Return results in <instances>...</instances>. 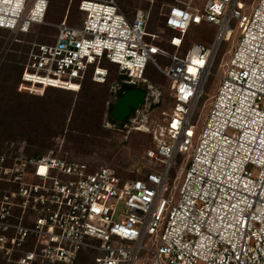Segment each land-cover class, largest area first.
Listing matches in <instances>:
<instances>
[{
    "label": "built area",
    "instance_id": "built-area-1",
    "mask_svg": "<svg viewBox=\"0 0 264 264\" xmlns=\"http://www.w3.org/2000/svg\"><path fill=\"white\" fill-rule=\"evenodd\" d=\"M168 7L167 37L148 30L146 9L130 15L117 0H79L52 24L50 41L31 42L20 90L79 92L88 74L107 81L106 63L121 76L114 100L153 85L149 64L175 88L170 114L150 131L141 176L121 180L113 167L53 151L0 154V264H264V0ZM48 8L49 0H0V27L30 32L48 24ZM233 20L238 42L206 110ZM203 22L215 27L210 42L186 45Z\"/></svg>",
    "mask_w": 264,
    "mask_h": 264
},
{
    "label": "rangeland",
    "instance_id": "rangeland-1",
    "mask_svg": "<svg viewBox=\"0 0 264 264\" xmlns=\"http://www.w3.org/2000/svg\"><path fill=\"white\" fill-rule=\"evenodd\" d=\"M53 5L50 6L49 19H47L48 24H34L31 27L30 32L20 33L13 32L7 29H0V76L4 75L1 69L3 64L9 59V55L12 53V48L15 43H20L21 45L26 44L27 40H42L50 41L51 35L54 33L55 28L52 25L57 23L63 16V12L57 11L59 7H65L66 9L70 8L72 11H76L77 3L79 0H52ZM122 8L132 13L137 8H143L151 12L150 16V28L152 31H158L162 35L167 37L168 31L163 27L164 13L168 11V3L172 0H117ZM204 0H194V6L191 7L192 10L197 9L201 11L203 8ZM232 26L237 29L236 37L233 41L225 43L223 48L213 66V73L206 85V92L208 93V99L204 100V107L208 110V103L215 96L220 84L221 79L218 76L222 75L224 67L222 64L225 61H228L232 51L227 53V49L233 48L236 46L239 37V29L237 25V20L232 21ZM202 30V29H201ZM215 32V27L209 25L207 28L203 29V32L198 30V27H193L187 36L188 45L193 42L198 41V36L204 35L206 38L213 37ZM171 51H174V48L167 46ZM21 57V51H18V59ZM157 60L162 65L169 64L167 59L157 55ZM23 62V60H21ZM22 65V63H21ZM118 74L117 72H115ZM115 73L113 74V79L109 81L106 86H108V100L105 102V112L102 121V131L96 130L94 125L81 126L79 125L78 129L73 124V120L76 117L74 114V108L78 107V102L80 101V92H72L67 90L48 88L46 90H38L36 92H29L26 90H20L19 84L17 83V78L15 74L11 83L14 87L11 91L14 92V96L21 98L22 100L28 101L29 106L26 109L22 118L30 119L33 121L37 128H43L51 119L55 124L54 130L55 134L47 139V146L41 148L37 143H31L29 136H16L15 138H8L6 135L0 134V152L8 151H20V149L25 147H31V152L42 151V154H47L53 151L55 154L65 155L70 158L78 159L84 162L89 163L94 168L100 166H109L113 167L121 180L124 178L133 177L135 175L141 174L143 171V165L145 163L144 155L148 149L153 147L151 129L156 125L157 122L161 121L168 116L171 112V102L172 98L170 93L175 88V83H173L169 78L161 73L158 69H155L153 65L149 64L146 77L149 79V83H152L154 86L159 88L162 92L161 100L157 105H153L149 111L141 113V118L136 120L137 122L132 121L131 119L125 120L120 123L113 121L110 118V115L107 111L109 103L114 100V87L117 84V79L115 78ZM139 88H144L146 86L141 83L138 84ZM36 91V90H35ZM24 101V102H25ZM52 101L62 102L61 105L64 106V109L58 107V111L65 112V117L58 118V121L53 120L56 114L52 112L55 109L54 106H45L46 103ZM115 101V100H114ZM38 104L37 110L34 109V106ZM114 106V105H113ZM144 114V115H143ZM205 114V113H204ZM145 115L147 117H145ZM111 122V126L107 122ZM59 122H63L60 126H57ZM29 125V123H26ZM143 127V128H140ZM76 129V130H75ZM144 130V131H143ZM31 131V127L28 126L27 133ZM42 131V130H41ZM44 134V132H43ZM35 135V131L33 133ZM46 137L40 136L39 139H45ZM87 140L95 141L93 144L85 143L84 145L80 144L78 141ZM171 185H168V188L165 190V195L170 196L169 188Z\"/></svg>",
    "mask_w": 264,
    "mask_h": 264
},
{
    "label": "trees",
    "instance_id": "trees-1",
    "mask_svg": "<svg viewBox=\"0 0 264 264\" xmlns=\"http://www.w3.org/2000/svg\"><path fill=\"white\" fill-rule=\"evenodd\" d=\"M175 0H172L169 3H173ZM79 4V2L77 3V5ZM53 5V1L49 0V8L47 11V15H46V21L47 19H49V11H50V6ZM77 9V7H76ZM75 9V10H76ZM66 11L67 9L65 7H59L57 8V11H59L60 13L63 11ZM75 11H72V13H74ZM127 12V11H126ZM65 13L63 14L62 18L58 21L60 22L64 16ZM130 15H133L132 13L127 12ZM134 13V12H133ZM57 22V23H58ZM209 25V23L203 22L198 26V30L203 32L204 28H207ZM163 27L164 29H166L167 31H169V29L166 27L165 25V18L163 20ZM0 29H4L1 28ZM202 29V30H201ZM148 30L153 32L150 28V21H149V26H148ZM157 32V31H156ZM36 41L31 39L30 41L27 40L26 44L21 45L20 43H15L13 45L12 48V53L9 55V59L3 64L4 67H2L1 71L2 73L5 72L4 75L0 76V134L2 135H7L8 138H15L16 136H29L31 139V143H37L39 146H41V148H44L47 146V139L48 137H51L52 135L55 134V124L52 121V119L41 129L37 128L36 125H34L35 123H33V121H29L30 119H26V118H22L26 109L29 106V102L22 100L21 98H18L16 96H14V92L11 91L14 87H16V85L14 86L11 83V80L13 79V75L15 76V78H17V83L21 82V75H22V71L24 69V63L26 61L27 58V54H28V50L30 47L31 42ZM40 41V40H38ZM198 41L204 42V43H209L210 42V38H206L204 35H200L198 36ZM41 42H45L42 41ZM188 45V39L186 40ZM162 46L167 47L168 44L166 43H161ZM18 51H21V57L18 59ZM23 60V62L21 61ZM22 63V65H21ZM106 65L109 68V75H108V79L105 83H99L96 82L92 79L91 75L88 74L87 77L84 79L83 83H82V87L80 89V101L78 102V107L74 108V114H76V117L73 120V124L77 127H79V125L85 127L88 125H94V128H96V130L98 131H102L103 129L101 128L102 126V121H103V116H104V112H105V102L108 100V86H106V84L109 83V81H111L113 79V74L115 72L118 73V68L116 65H114L113 63H106ZM155 68V67H154ZM156 69V68H155ZM148 71V69H147ZM147 71L145 73V77L147 75ZM1 73V72H0ZM115 78L117 80L121 79V76L119 74L115 73ZM148 79V77H146ZM149 80V79H148ZM18 83V84H19ZM142 85L146 86L145 83H141ZM134 87H127V89L129 88H135ZM62 90V89H61ZM38 90H34V93L36 92V94H41L37 92ZM74 92V91H72ZM120 94V93H118ZM25 101V102H24ZM62 102L59 101H52L49 103H46L45 106H54L55 109L52 110L53 113H55L54 111H56V115L53 118V120H57L60 117H65L66 114L65 112H60L61 110L58 111V107H60L61 109H64V106L61 105ZM113 105H114V100H112L109 103V107L107 109L110 118L113 121H117L112 117V109H113ZM38 108V104L34 106V109L37 110ZM118 122V121H117ZM26 123H29V125H27ZM63 123V122H62ZM61 122H59L57 124V126H60V124H62ZM28 126L31 127V131L29 133H27V129ZM42 130V131H41ZM76 130V129H75ZM35 131V135H33ZM44 132V134H43ZM40 136H44L46 137L45 139H39ZM80 144L84 145L85 143L87 144H93L95 141H87V140H81L78 141ZM25 153L29 156H42L44 154H42V151H35V152H31V147H25L23 148ZM3 152H0V154ZM138 176H141V174H139Z\"/></svg>",
    "mask_w": 264,
    "mask_h": 264
},
{
    "label": "water",
    "instance_id": "water-1",
    "mask_svg": "<svg viewBox=\"0 0 264 264\" xmlns=\"http://www.w3.org/2000/svg\"><path fill=\"white\" fill-rule=\"evenodd\" d=\"M162 92L154 85H147L144 88H128L114 101L112 117L122 123L132 114L140 118L141 113L149 111L153 105L161 100ZM144 115V114H143ZM145 117H147L145 115Z\"/></svg>",
    "mask_w": 264,
    "mask_h": 264
},
{
    "label": "bare ground",
    "instance_id": "bare-ground-1",
    "mask_svg": "<svg viewBox=\"0 0 264 264\" xmlns=\"http://www.w3.org/2000/svg\"><path fill=\"white\" fill-rule=\"evenodd\" d=\"M140 128H143V127H140ZM144 131V130H143Z\"/></svg>",
    "mask_w": 264,
    "mask_h": 264
}]
</instances>
